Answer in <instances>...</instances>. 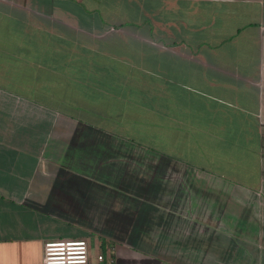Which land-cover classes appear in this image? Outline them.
<instances>
[{
	"label": "crops",
	"instance_id": "0c3cea01",
	"mask_svg": "<svg viewBox=\"0 0 264 264\" xmlns=\"http://www.w3.org/2000/svg\"><path fill=\"white\" fill-rule=\"evenodd\" d=\"M71 238L264 264V0H0V264Z\"/></svg>",
	"mask_w": 264,
	"mask_h": 264
},
{
	"label": "built area",
	"instance_id": "2783aa9c",
	"mask_svg": "<svg viewBox=\"0 0 264 264\" xmlns=\"http://www.w3.org/2000/svg\"><path fill=\"white\" fill-rule=\"evenodd\" d=\"M89 244L82 238L47 240L43 244L42 264H88ZM102 260V254L97 255Z\"/></svg>",
	"mask_w": 264,
	"mask_h": 264
},
{
	"label": "rangeland",
	"instance_id": "374dc122",
	"mask_svg": "<svg viewBox=\"0 0 264 264\" xmlns=\"http://www.w3.org/2000/svg\"><path fill=\"white\" fill-rule=\"evenodd\" d=\"M90 253H92V254H93V253H95V251H93V252H90Z\"/></svg>",
	"mask_w": 264,
	"mask_h": 264
}]
</instances>
